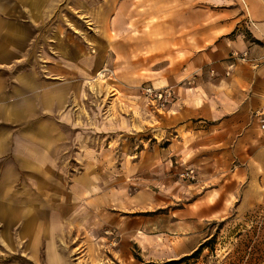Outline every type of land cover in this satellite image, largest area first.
<instances>
[{
	"label": "crops",
	"instance_id": "obj_1",
	"mask_svg": "<svg viewBox=\"0 0 264 264\" xmlns=\"http://www.w3.org/2000/svg\"><path fill=\"white\" fill-rule=\"evenodd\" d=\"M98 73L97 104L157 106L135 155L104 137L121 109L89 108ZM0 211V264L173 262L264 217V0H0Z\"/></svg>",
	"mask_w": 264,
	"mask_h": 264
},
{
	"label": "rangeland",
	"instance_id": "obj_2",
	"mask_svg": "<svg viewBox=\"0 0 264 264\" xmlns=\"http://www.w3.org/2000/svg\"><path fill=\"white\" fill-rule=\"evenodd\" d=\"M98 1L89 0V4L93 5ZM110 7L108 3L102 14L104 18H106V15L110 11ZM90 31L93 32L92 25ZM107 37L110 39L112 36L107 34ZM109 59L110 55L106 52V61L108 62ZM103 76H97V80L90 83V89L95 93L94 98L96 99H94L95 101L91 99L89 108L95 111H102L103 108H107L108 110L112 108V112H118V108L121 109L122 120L127 123L124 126V132L119 130L117 125L111 124L105 128L104 137L112 140L115 136H121L120 138L123 140L122 147H120L121 155L126 156V154H131V152L135 155L136 152L145 149V140L151 137V134L145 130V127H149V123L145 120V117L147 116L146 113H150L151 111L157 112V106L155 103L145 99L138 91L133 92L127 100L123 99L121 102L119 101L118 105L117 102L112 105L109 104L111 95H109V92H106L105 102L101 105L102 99H100V104H97L98 97L101 98L103 90L107 88H103V83L109 84L107 76ZM111 82L117 83L114 78L111 79ZM154 119L157 120L156 118ZM129 166L130 164L128 163L124 171L128 172ZM171 175L173 176V180H182L180 173L173 172ZM142 190L144 189L142 188ZM134 192L130 191L129 194L136 195ZM177 207L178 204H172L171 206L173 210H176ZM0 216L6 217L1 211ZM231 222H236L237 224L229 228ZM212 233H214V230H212ZM204 245L202 250L194 256L173 262L149 260L136 249L133 251L135 260L132 264H264V217L263 215L260 217L253 214V217L241 221L238 219V215H235L232 219L227 218L224 221H218L215 237ZM80 248L79 246L77 249ZM107 254L109 253L107 252ZM1 261L4 264H33L28 259L20 256L1 257ZM106 264H113V262L108 259ZM127 264L129 263L127 262Z\"/></svg>",
	"mask_w": 264,
	"mask_h": 264
},
{
	"label": "built area",
	"instance_id": "obj_3",
	"mask_svg": "<svg viewBox=\"0 0 264 264\" xmlns=\"http://www.w3.org/2000/svg\"><path fill=\"white\" fill-rule=\"evenodd\" d=\"M232 58L240 59L241 61H246L248 59V52H244V53L234 52L232 54ZM143 93L152 101L159 104L160 108L162 109L167 108L174 99V93L171 88L154 89L152 87H146L143 89ZM183 177L189 180L190 182H194L196 180L197 175L194 170H188L184 173Z\"/></svg>",
	"mask_w": 264,
	"mask_h": 264
},
{
	"label": "bare ground",
	"instance_id": "obj_4",
	"mask_svg": "<svg viewBox=\"0 0 264 264\" xmlns=\"http://www.w3.org/2000/svg\"><path fill=\"white\" fill-rule=\"evenodd\" d=\"M97 76H98V77H102L103 74H102V73H98ZM103 77H104V76H103Z\"/></svg>",
	"mask_w": 264,
	"mask_h": 264
},
{
	"label": "trees",
	"instance_id": "obj_5",
	"mask_svg": "<svg viewBox=\"0 0 264 264\" xmlns=\"http://www.w3.org/2000/svg\"><path fill=\"white\" fill-rule=\"evenodd\" d=\"M170 264V263H169Z\"/></svg>",
	"mask_w": 264,
	"mask_h": 264
}]
</instances>
